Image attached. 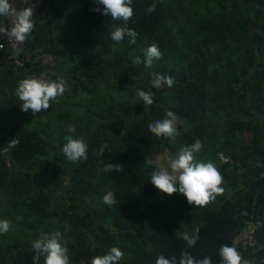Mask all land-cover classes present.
Segmentation results:
<instances>
[{
    "label": "trees",
    "instance_id": "trees-1",
    "mask_svg": "<svg viewBox=\"0 0 264 264\" xmlns=\"http://www.w3.org/2000/svg\"><path fill=\"white\" fill-rule=\"evenodd\" d=\"M205 1L212 9L195 14L193 33L185 41L168 29L171 0H133L134 15L127 26L138 33L134 44L127 35L120 42L111 39L113 25L124 22L93 11L94 0H35L26 6L33 9L35 21L24 42L26 58L41 47L54 59V73L46 75L66 83L63 96L38 114L55 109L67 117L60 99L84 97L72 126L83 131L88 159L68 167L44 160L48 141L38 128H29L23 119L7 123L1 118L0 192L22 232L0 243V264H34L32 242L56 232L69 250L70 264H90L113 246L124 253L120 264H155L158 255L179 257L185 251L221 264L222 245L234 247L244 262L264 264V178L253 164L264 162V104L258 100L264 88V32L255 30L258 22L264 27V0ZM153 3L155 11L148 12ZM151 45L162 55L145 67V50ZM135 57L141 63L134 64ZM41 71L34 67L27 74L16 72L2 55L0 98L21 108L15 89ZM152 73L169 75L175 83L157 90L151 84ZM140 89L153 94L152 105L140 100ZM130 99L134 102L129 108ZM169 110L179 118L180 135L174 141L149 130V124ZM197 139L203 147L196 156L217 167L221 187L226 180L230 184L228 192L215 194L203 206L190 205L181 193L158 190L151 183L157 167L148 161L155 150L180 151L181 145ZM218 151L227 152L218 155L222 164ZM230 160L245 166L241 183L230 179ZM109 163L120 164L123 171H101ZM63 189L70 203L59 211L52 195ZM109 191L116 199L112 207L103 201ZM79 197L85 199L89 219L99 231L92 238L84 234L83 216L74 205ZM59 216L67 220V227ZM250 223L260 245L257 251L239 241ZM196 229L199 240L189 248L182 235ZM39 264H44L43 256Z\"/></svg>",
    "mask_w": 264,
    "mask_h": 264
},
{
    "label": "clouds",
    "instance_id": "clouds-1",
    "mask_svg": "<svg viewBox=\"0 0 264 264\" xmlns=\"http://www.w3.org/2000/svg\"><path fill=\"white\" fill-rule=\"evenodd\" d=\"M97 7L93 11L100 12L104 16H110L113 21H123L122 26L113 25L111 39L120 42L125 35L130 38L131 43H136L138 33L127 26L128 21L134 15L132 7L133 0H94ZM102 6V8H101ZM156 5L153 3L148 8V12L155 11ZM9 17L14 19L10 28L0 27V37L8 40H15L23 43L31 35L35 27L34 11L31 7H17L15 0H0V18L5 20ZM161 52L156 45H151L145 50V67H151L154 60L161 58ZM134 64L141 63L140 57L133 59ZM152 86L159 90L165 85L171 88L175 81L169 75L152 73ZM66 91V83L63 79L58 81H45L36 78H26L19 82L15 89V94L22 101L21 110L34 114L47 110L50 101H56L63 96ZM137 96L144 105L154 103L153 94L142 89L137 91ZM179 118L176 113L169 110L163 119H158L149 124V130L158 138H167L172 141L180 135L177 124ZM75 126H69V133L65 139L66 143L62 147V152L66 159L72 163H80L88 159V144L83 138L74 137ZM202 143L196 140L191 145L183 146L175 158L167 160V167H159L157 171L151 173V183L161 192L172 195L183 194L190 205L203 206L215 198V194H222L224 188L223 177L217 167L212 162L197 161L196 154L202 151ZM104 146L99 149L97 155L102 156ZM223 159V158H222ZM104 173L121 172L123 168L120 164H105L101 169ZM103 201L109 207L116 204L115 194L112 191L106 193ZM11 228L10 221L0 220V234H6ZM182 239L189 248H194L199 240V229L189 234L185 232ZM34 264H39L41 256L44 257V264H70L69 250L62 243L59 232L42 234L32 242ZM221 264H242L240 253L228 245H222L219 249ZM124 258V253L118 247H111L106 255H97L90 260V264H120ZM155 264H213L211 257L196 258L190 252H182L179 257H165L158 255Z\"/></svg>",
    "mask_w": 264,
    "mask_h": 264
},
{
    "label": "rangeland",
    "instance_id": "rangeland-1",
    "mask_svg": "<svg viewBox=\"0 0 264 264\" xmlns=\"http://www.w3.org/2000/svg\"><path fill=\"white\" fill-rule=\"evenodd\" d=\"M171 2L174 5V10L172 12V18H169L168 22V29H170V32H172L173 37L176 39L184 37L185 41H187V37L189 38L191 36V33H193V26L195 25L193 17L195 14H198L199 12L205 13L207 9H212V7H209L207 5V2L205 0H171ZM197 12V13H196ZM261 27V28H260ZM255 30L258 32L263 33L264 27H262L261 23L258 22V25L255 26ZM183 32V34H182ZM145 56V55H144ZM211 92V90H210ZM82 96L77 97H71V98H63L60 99V106L64 109H67L69 112V115L66 116H59V113L57 110L53 109L46 113L36 114L34 116L31 111L24 112L21 110V108H13L7 100H3L0 98V122L1 118L5 122H10L12 120L16 119H23V121H26L27 126L29 128H38L43 136L47 137L48 141V148L43 154L44 160H49L52 162H58L62 164L64 167H68L72 162L68 161L66 157L64 156L62 152V147L66 143L65 137L69 134L67 132V129L69 126H72L73 118L77 117L78 114L81 113V105L83 101ZM123 99V98H122ZM259 102L264 104V88L260 89L259 92ZM134 102V99L128 100L127 106L130 108L132 103ZM68 107V108H66ZM256 112V108L254 109ZM262 116V115H261ZM248 116H245L247 118ZM76 133H74V137L81 138L83 135L80 129L76 128ZM61 137H63V140L61 142ZM172 144V143H171ZM177 143L175 142V145ZM184 146V145H181ZM179 153L178 150L173 151L169 149H161V150H155L148 156V161L152 164H154L157 167V170L159 167H167V160L170 158H175L176 155ZM226 154L227 152L218 151L217 154V160L220 164V160L218 159L219 154ZM228 155V154H227ZM197 161H201L196 156ZM208 159H211L208 157ZM253 160V158H250V162ZM231 161V165L228 167V169L231 171L230 179L235 180L238 183H241L243 180V175L245 172V166L242 164V162ZM229 161V162H230ZM204 162V161H202ZM63 179L67 181L68 177L66 175L63 176ZM224 191L228 192L230 190V184L228 181H224ZM71 196H67L65 193V190H60L57 193H54L52 195V202L58 204V209L64 210L68 208V204L70 203V199H68ZM63 199V201H62ZM67 199V200H65ZM63 202V203H62ZM76 209L79 213L82 214L83 220L81 222V227L83 228L84 234L92 238L95 233H98L99 231L95 229L96 224L89 219V215L87 213V204L83 197H79V199L75 200ZM8 220L11 223V228L8 233L6 234H0V243L3 244L9 243L10 237L17 236L19 233H21V229L19 227H16L14 225V221L18 219L17 215H11L10 213V202L9 200H6V198L2 195L0 192V220ZM58 220L60 221V224L63 225V227H67V220L63 219L61 216L58 217ZM9 241V242H8ZM79 264H84L80 262ZM242 264H249L247 262H242Z\"/></svg>",
    "mask_w": 264,
    "mask_h": 264
},
{
    "label": "built area",
    "instance_id": "built-area-1",
    "mask_svg": "<svg viewBox=\"0 0 264 264\" xmlns=\"http://www.w3.org/2000/svg\"><path fill=\"white\" fill-rule=\"evenodd\" d=\"M16 6L26 7L35 4V0H15ZM14 23L12 17L0 18V27L10 28ZM24 42L18 43L15 40H8L6 37H0V58L2 55L6 56V60L11 69L16 72H21L27 74L28 70L32 68H43V71L34 75L36 79H41L45 81H53L50 77L46 75L47 72L54 73V70L50 67L54 64V59L51 54L45 53L41 47L34 48L30 52V56L26 58L27 52L24 50ZM21 52L24 54L22 55ZM58 81V80H55ZM223 158V159H222ZM221 160L226 161L227 158L221 155ZM254 166L259 169V177L264 178V162L260 160L254 161ZM239 241L242 246H252L253 250H259L260 245L256 244L254 235V225L247 224L241 233L239 234ZM264 261V256H263Z\"/></svg>",
    "mask_w": 264,
    "mask_h": 264
},
{
    "label": "crops",
    "instance_id": "crops-1",
    "mask_svg": "<svg viewBox=\"0 0 264 264\" xmlns=\"http://www.w3.org/2000/svg\"><path fill=\"white\" fill-rule=\"evenodd\" d=\"M250 137H251V136L249 135V138H250ZM237 240H238V238H237ZM237 240H236V241H237ZM242 262H244V261H242Z\"/></svg>",
    "mask_w": 264,
    "mask_h": 264
}]
</instances>
